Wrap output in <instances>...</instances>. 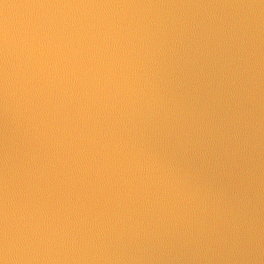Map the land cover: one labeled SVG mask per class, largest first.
I'll return each instance as SVG.
<instances>
[{"label": "water", "instance_id": "1", "mask_svg": "<svg viewBox=\"0 0 264 264\" xmlns=\"http://www.w3.org/2000/svg\"><path fill=\"white\" fill-rule=\"evenodd\" d=\"M0 264H264V0H0Z\"/></svg>", "mask_w": 264, "mask_h": 264}]
</instances>
